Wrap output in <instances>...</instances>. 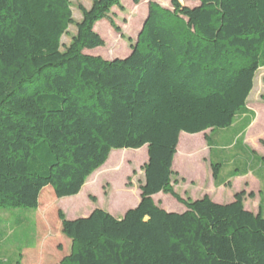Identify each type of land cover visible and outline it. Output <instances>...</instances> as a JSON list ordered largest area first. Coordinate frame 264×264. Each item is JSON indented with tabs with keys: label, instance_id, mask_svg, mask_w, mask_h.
Masks as SVG:
<instances>
[{
	"label": "trees",
	"instance_id": "trees-1",
	"mask_svg": "<svg viewBox=\"0 0 264 264\" xmlns=\"http://www.w3.org/2000/svg\"><path fill=\"white\" fill-rule=\"evenodd\" d=\"M196 1H149L130 54L105 59L88 52L105 45L95 26L106 19L119 32L111 13L123 0L80 4L81 21L71 0H0V206L37 210L48 186L78 195L112 150L148 148L141 200L123 216L59 210L72 246L55 264H264V214L245 207V190L220 203L174 189L180 134L248 114L264 67V0ZM221 166L212 163L215 181ZM161 192L185 210L161 207Z\"/></svg>",
	"mask_w": 264,
	"mask_h": 264
},
{
	"label": "rangeland",
	"instance_id": "rangeland-1",
	"mask_svg": "<svg viewBox=\"0 0 264 264\" xmlns=\"http://www.w3.org/2000/svg\"><path fill=\"white\" fill-rule=\"evenodd\" d=\"M76 21L82 20L80 4L92 6V0H71ZM123 0L124 9L114 7L111 16L120 31L108 20L98 21L95 30L105 45L88 50L89 54L105 59L123 58L130 54L137 40L143 20L147 16L148 2ZM171 7L170 0H153ZM188 6L198 5L196 0H181ZM77 33L75 24L62 37L65 45ZM64 50V48H62ZM264 68L257 72L254 89L249 96L251 116L235 121L233 127L207 130L205 133H182L177 161L174 164V189L183 197L199 199L209 195L214 201H232L235 192L245 190V207L264 214ZM250 122L248 123V121ZM247 126V127H246ZM242 132V133H241ZM206 135L212 137L209 147ZM255 151L256 158L251 154ZM148 161V148L114 149L106 163L86 180L82 191L75 196L57 198L52 187H46L37 210L26 207L0 206V264H55L71 251V240L61 230L59 210L69 219L84 217L95 208L122 215L141 200V186L145 183L144 166ZM212 163H220V182L213 177ZM248 171L246 174L243 172ZM254 174V175H253ZM261 182H260V181ZM161 207L179 211L184 206L172 195L163 192L154 196Z\"/></svg>",
	"mask_w": 264,
	"mask_h": 264
},
{
	"label": "crops",
	"instance_id": "crops-1",
	"mask_svg": "<svg viewBox=\"0 0 264 264\" xmlns=\"http://www.w3.org/2000/svg\"><path fill=\"white\" fill-rule=\"evenodd\" d=\"M261 68H264V67H261ZM256 79V78H255ZM255 84V83H254ZM254 89V88H253ZM253 91V90H252ZM248 103H249V98H248ZM248 103H247V107H248V109H249V113L247 114H243V115H241V116H239V117H237L236 118V120L235 121H237V119L238 120H245V119H247L248 117H249V115L251 114V110H250V108H249V106H248ZM235 124V122L233 123V125ZM233 125L231 126V127H233ZM182 133H184V132H182ZM182 133L180 134V139H181V137H182ZM242 133V132H241ZM180 139H179V145H178V148L180 147ZM177 156V155H176ZM176 156H175V161H174V164H176V161H177V158H176ZM173 170H174V166H173ZM254 175V174H253ZM263 179V178H262ZM260 181V180H259ZM264 181V180H263ZM261 182V181H260ZM243 190V189H242ZM242 190H239V191H236L235 192V194L237 193V192H240V191H242ZM235 196V195H234ZM214 200V199H213ZM234 200V198L232 199V201ZM231 202V201H230ZM220 203H222V202H220ZM247 208V207H246ZM248 209V208H247ZM185 210V206H183L182 207V209H180L179 211H176V212H183ZM249 210H251V209H249ZM169 211H172V210H169ZM251 211H253V210H251ZM254 212V211H253ZM259 212V211H258ZM258 212H255V213H258ZM125 213H123L122 215H115V214H113V215H115L116 217H121V216H123ZM89 215V214H88ZM87 215H84V217H86Z\"/></svg>",
	"mask_w": 264,
	"mask_h": 264
}]
</instances>
